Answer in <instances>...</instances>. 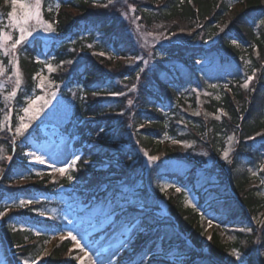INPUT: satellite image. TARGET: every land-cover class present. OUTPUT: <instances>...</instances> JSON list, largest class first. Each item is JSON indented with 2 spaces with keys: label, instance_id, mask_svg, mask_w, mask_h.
Here are the masks:
<instances>
[{
  "label": "trees",
  "instance_id": "1",
  "mask_svg": "<svg viewBox=\"0 0 264 264\" xmlns=\"http://www.w3.org/2000/svg\"><path fill=\"white\" fill-rule=\"evenodd\" d=\"M116 1L103 7L108 0H43L45 18L55 32L49 38L36 34L18 47L21 83L7 102L4 97L12 91L16 75L10 59L3 62L6 72L0 81L6 82L0 90V121L10 108V120L16 122L40 92L38 76H44L53 82L57 95L73 100L74 111L69 120L59 122L54 107H43L31 122L33 130L27 131L36 135L40 123L56 122L84 153L69 175L57 182L41 179L21 188L9 186L14 169L27 179L36 175L26 149L13 143L5 122L0 148L12 159L0 160V211L6 200L28 191L43 194L44 200L35 199V208H46L55 204L49 201L58 188L76 183L77 190L67 192L72 200L94 198L91 205L110 203L115 212L123 203L142 202V210L128 207L122 212L140 219L145 230L124 259L138 261L148 242L162 234L164 254L177 247L178 258L189 257L187 264L208 260L227 264V247L217 234L208 249H202L201 216L186 205V194H198L202 210L229 206L246 222L264 213V24L260 23L264 0H132L143 26L160 24L167 38L179 32V42L210 44H157L149 57L119 22L113 8ZM10 11L9 1L0 0V21ZM67 60L73 63H64ZM45 63L54 71L49 72ZM253 73L249 88H243ZM144 153L158 159L144 163ZM161 200L168 205L167 216L156 214ZM33 214V209H12L4 216L0 241L16 248L15 257L8 260L36 261L45 253L40 264H73L67 257L69 241H56L47 249L56 229L53 222L29 220L40 226V235L15 231L7 224L8 218L28 221ZM249 228L251 232L241 231ZM236 234L234 246L247 254L248 264H264V258L257 256V250L264 248V225L240 228ZM149 263L178 264L155 256Z\"/></svg>",
  "mask_w": 264,
  "mask_h": 264
},
{
  "label": "rangeland",
  "instance_id": "2",
  "mask_svg": "<svg viewBox=\"0 0 264 264\" xmlns=\"http://www.w3.org/2000/svg\"><path fill=\"white\" fill-rule=\"evenodd\" d=\"M9 1V4L11 5L12 10V3L11 0H5ZM114 11L116 12V15H118L119 22L122 23L124 26H126L128 33L133 37V39L142 47L145 52L148 53V57L151 54V51L153 47L157 44H173V45H192V46H208L209 43L202 44L201 41H197L195 44H189L188 42H179L177 41L178 34H175L171 38L166 37V30H163L162 25L156 24L152 26L151 28H147L142 25L140 22V16L138 15L135 6L132 4V0H117L113 4ZM134 9V10H130ZM19 11V9H17ZM42 19L46 22H51L50 20H47L45 18V14L43 11V0H42ZM77 14V13H76ZM52 23V22H51ZM53 24V23H52ZM37 27H39L37 25ZM3 29L5 31H11L8 27V16L4 17L3 22ZM42 34L46 38L51 37V33H46L43 31L35 32L36 34ZM13 38L16 37L17 33L12 32ZM169 37V36H168ZM92 47V45L90 46ZM16 56V52L14 54ZM11 59L9 56H3L0 54V63H3L5 59ZM19 68V67H18ZM14 74L16 75L15 69ZM38 79H43L44 83L43 86H40L39 80V94L38 96H43L46 100H50V102L46 105L49 107H54L55 110V118L57 121H67L69 120L73 114V103L70 100H66L62 98L59 94L57 95V90L54 89L53 82L49 79H45L44 76H38ZM2 81L6 82L5 79H2ZM43 101L37 102V107H39L40 104H42ZM44 106V107H46ZM27 107V106H26ZM41 112V111H40ZM24 113L20 116H23ZM40 115V113H39ZM38 115V116H39ZM19 117V116H18ZM18 117L16 119V122H11V136H14L15 127L19 123ZM37 118V117H36ZM35 118V119H36ZM40 130L41 136L38 135L35 137L31 132L33 128L29 131H26L23 136L17 137L15 140L18 143L19 147H24L27 149L26 157L28 158V164L31 165L34 174H37L39 178L47 177L48 182H52L54 179H61L71 172L72 169H74L75 164L78 160H76L75 164H72L73 160H75L76 157H79L81 159L83 155L82 148H76L74 140L70 138L69 136L65 135L61 129L55 123H42L40 126H37ZM35 130V128H34ZM31 133V134H30ZM5 138V137H4ZM6 139V138H5ZM14 141V142H15ZM13 142V143H14ZM14 145V144H13ZM29 153H33L36 156H41L45 160V163L41 164L34 160L32 155H29ZM145 154V153H144ZM146 158V159H145ZM145 158H143L142 162H146L149 164L148 155H145ZM163 158V155H161L160 159ZM162 160V159H161ZM152 163V162H151ZM171 163H175L174 161H171ZM72 164V167H68V165ZM182 168V163L178 164ZM57 168H65L66 172L64 175H61L59 172L56 171ZM264 168V167H263ZM252 173L256 174V171L253 170ZM20 172L18 170L14 169L13 174L11 175V179L14 180L13 182H10L8 185L17 188L25 187L29 184H31L33 181L36 180V178H24L21 176ZM0 176H2V172H0ZM2 178V177H1ZM0 178V179H1ZM255 182H253L254 184ZM72 188L77 187L76 183H72ZM170 186L168 185L169 188ZM58 194L51 196V199L53 200L54 197H57L60 203H57L56 206H50V208H33V213L35 214V218L31 216L34 219L37 220H48V215L51 214L54 216L57 214L62 215V219L64 221L63 226V233L62 232H55L51 234L52 241L56 242L58 240L65 239L66 237H69L71 239V236H69V233L76 236L77 239L80 241L81 245L84 248V252H87L92 260H95L97 264H118V262H121V257L123 253L128 252L132 249V246L137 239L138 235L143 232V227L138 223L132 221L130 218L131 212L127 213L122 217L121 219H115L114 216H110L111 214H115L111 212L114 208V206L108 204L105 208H101L100 206L98 208H95L93 212H90V215H86L85 219L80 220L77 216V213L81 210V212L88 211L89 208H87V205H78L75 201H70L69 198L65 196L66 189L62 188L60 189ZM188 191V188H187ZM186 191V192H187ZM174 192V191H173ZM262 195H264V188L261 190ZM18 197H16L15 200H6L7 205H18L20 200H32L33 202L29 204L28 206L21 208V209H30L35 204V198L28 192H20L18 193ZM187 201L186 205L189 208H192L200 213L201 216V226L203 229V233L201 235V241H202V249L207 250L209 241L211 240V237L214 234H217L220 238V241L223 245L227 247V253L225 257V261L227 264H233V260L235 259L230 255L233 249H237L240 251L246 261V264H248V256L245 252H243L239 247L234 246V243L236 242L237 234L236 231H238L240 228H245L247 226L259 224L258 221H263L264 213L260 212L257 216L253 217L249 222L243 221L241 212L237 210H230L229 206L221 207V210L215 211L210 210L206 208V210H202L199 207V196L198 194H194L192 192H188L186 194ZM209 197V196H208ZM36 199L43 200L44 197L42 195H37ZM141 201L139 199L134 200L132 203L128 204H121V208L123 211H125L126 207H135L141 205ZM160 207L161 212L163 216L167 212L168 205L165 200L160 201ZM30 207V208H29ZM19 207H10V209H18ZM87 208V209H86ZM43 212L44 215H40V213ZM119 214V213H118ZM158 216L160 214L156 213ZM99 215H102V217L98 220ZM30 217V216H29ZM162 217V216H160ZM7 224L11 227L13 230H30L33 231L35 235L41 234V228L39 226L33 225L24 219H16V220H10L7 219ZM1 222V219H0ZM110 225V228L108 227ZM97 232H102L100 235V238L97 240L92 239L91 236L94 235ZM162 234H159L154 237L153 239L148 242L146 247V254L144 257H140L138 261L134 262H127V264H150V258L156 256L157 259L161 258L160 255L164 254L163 245H162ZM72 247L70 248V252L68 253L67 257H69L70 261H73L74 264H81V258L83 257V264H90L89 259L85 257L84 252H81L79 248L76 247L75 241H73ZM51 242H47L48 249L52 246ZM125 255V254H124ZM165 261L170 262H176L178 264H187L188 259L184 256H181L178 258V249L177 247L171 248L168 252L165 254ZM183 255V254H182ZM257 256L260 258H264V248H259L257 250ZM24 260L21 264H25ZM28 261V260H27ZM29 262V261H28ZM0 264H11L8 262L7 254L5 253V250L3 248V244L0 242ZM31 264V262H29ZM36 264H39L38 261ZM199 264H213L209 260L208 261H201Z\"/></svg>",
  "mask_w": 264,
  "mask_h": 264
},
{
  "label": "snow or ice",
  "instance_id": "3",
  "mask_svg": "<svg viewBox=\"0 0 264 264\" xmlns=\"http://www.w3.org/2000/svg\"><path fill=\"white\" fill-rule=\"evenodd\" d=\"M12 3V10L7 13L8 16V27L11 31H5L2 26H0V54L3 56H9L11 59L9 60V64L13 65L15 68L16 72V78L15 80H12L11 82L14 84V87L12 91L4 97L5 101H9L13 99L16 94L17 90L20 87V78H19V68L18 64L16 63V57H15V52L18 49V47L24 43H26L29 38H34V33L38 31H43L46 33H51L55 32V28L53 27V24L51 22H46L42 19V13H41V8H42V0H11ZM113 3V0H108L107 4L102 5L103 7H108ZM19 9V11H17ZM134 10V9H130ZM51 11V9H49ZM261 24H264V20L260 22ZM3 22L0 21V25H2ZM37 25L39 27H37ZM12 32L17 33L16 37L13 38V35L11 34ZM100 55H104V53H100ZM66 64H72V60H67L64 61ZM145 64H147V61H144ZM45 66L48 68L49 72L54 71L53 65L50 63H45ZM57 67H60V65H57ZM143 71V69H141ZM6 69L3 66L2 63H0V76L5 75ZM255 74L253 73L252 76H247L245 79V82L243 83L242 87L245 89L249 88V83L254 79ZM139 78V77H137ZM11 79V78H10ZM43 79L40 81V86H43ZM5 87V82L0 81V90H3ZM215 87V86H213ZM135 86H133L134 90ZM93 95H96V93H93ZM113 95H121V93H113ZM38 101H43L42 104L37 107V102ZM50 100H46L43 96H38L35 99H31L28 101V106L24 107L22 109L24 115L19 116L18 120L19 123L15 127V132L13 136V142L17 137H21L24 135V133L28 130V128L31 125L32 120H34L40 113V111L43 110V107L46 106ZM129 104L132 103L131 100L128 101ZM11 109H8V113L10 114ZM6 114L4 117L3 121H0V131H3L5 128V122H8V130L11 131V126H10V115ZM219 119V117H217ZM229 141L233 139V137L228 138ZM229 151L225 150L223 153V157L225 160H228L229 157ZM29 155H32L34 160L38 163H45V160L41 156H36L33 153H29ZM145 155H148L145 153ZM7 158L8 160H11V156L5 157L3 155V149L0 148V160ZM158 159V157L155 156H149L148 160L149 163L154 162ZM76 160H79V157H76L75 160H73L72 164H75ZM72 164L68 165V167H72ZM3 169H0V172H2ZM57 172H59L61 175H64L66 172L65 168H57ZM255 175V173H253ZM72 177L69 176L68 179H71ZM177 192H180L181 189L177 188ZM33 201L32 200H20L18 205H6L5 209L3 211H0V219H2L4 216L7 215L8 209L10 207H19V208H24L31 204ZM40 215H44L43 212L40 213ZM258 223H261L264 225V221H258ZM241 231H248L251 232L252 229H241ZM69 236H71V239L75 241L76 247L80 249L81 252H84V248L81 245L80 241L77 239L76 236L72 235L69 233ZM85 257L89 259L90 264H97L95 260H92L91 257L87 252H84ZM232 257L235 259L233 260V264H246L245 258L243 254L238 251L237 249H233L232 252L230 253ZM83 257L81 258V264H83ZM25 264H29V262L26 260ZM31 264H36V261L33 260Z\"/></svg>",
  "mask_w": 264,
  "mask_h": 264
}]
</instances>
